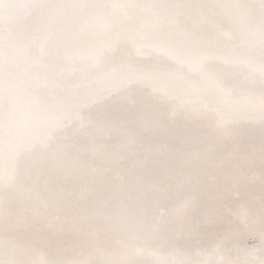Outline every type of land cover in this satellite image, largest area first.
I'll return each instance as SVG.
<instances>
[{
	"label": "snow or ice",
	"instance_id": "6c2138e0",
	"mask_svg": "<svg viewBox=\"0 0 264 264\" xmlns=\"http://www.w3.org/2000/svg\"><path fill=\"white\" fill-rule=\"evenodd\" d=\"M0 264H264V0H0Z\"/></svg>",
	"mask_w": 264,
	"mask_h": 264
}]
</instances>
